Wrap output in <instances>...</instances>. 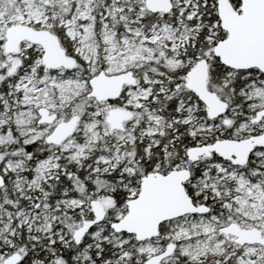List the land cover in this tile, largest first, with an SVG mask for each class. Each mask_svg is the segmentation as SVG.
Here are the masks:
<instances>
[{
    "label": "snow or ice",
    "instance_id": "obj_1",
    "mask_svg": "<svg viewBox=\"0 0 264 264\" xmlns=\"http://www.w3.org/2000/svg\"><path fill=\"white\" fill-rule=\"evenodd\" d=\"M0 264H264V0H0Z\"/></svg>",
    "mask_w": 264,
    "mask_h": 264
}]
</instances>
